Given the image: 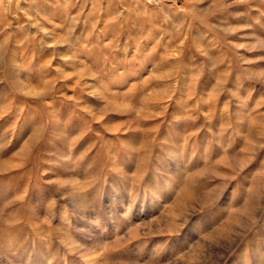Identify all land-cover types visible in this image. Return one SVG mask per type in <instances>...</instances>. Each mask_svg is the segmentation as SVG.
<instances>
[{"label": "rangeland", "instance_id": "374dc122", "mask_svg": "<svg viewBox=\"0 0 264 264\" xmlns=\"http://www.w3.org/2000/svg\"><path fill=\"white\" fill-rule=\"evenodd\" d=\"M0 264H264V0H0Z\"/></svg>", "mask_w": 264, "mask_h": 264}, {"label": "bare ground", "instance_id": "6f19581e", "mask_svg": "<svg viewBox=\"0 0 264 264\" xmlns=\"http://www.w3.org/2000/svg\"><path fill=\"white\" fill-rule=\"evenodd\" d=\"M8 7V6H7ZM102 18V17H101ZM105 19V18H104ZM100 28V27H99ZM104 33V32H103Z\"/></svg>", "mask_w": 264, "mask_h": 264}]
</instances>
